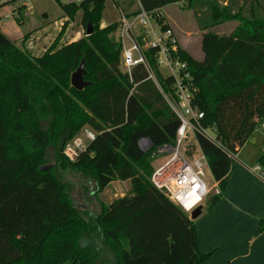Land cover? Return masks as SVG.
<instances>
[{"label":"trees","instance_id":"16d2710c","mask_svg":"<svg viewBox=\"0 0 264 264\" xmlns=\"http://www.w3.org/2000/svg\"><path fill=\"white\" fill-rule=\"evenodd\" d=\"M105 2L63 6L67 21L80 11L93 32L38 56L0 27V264H203L212 257L199 250L195 220L150 180L153 154L175 144L180 120L142 64L131 74L121 67L120 23L101 26ZM139 2L148 11L187 2L203 31L239 23L229 34L204 32L199 60L178 50L198 88L192 104L214 128L213 139L191 140L218 185L203 205L210 210L224 197L239 149L264 125V0ZM24 13L22 6L18 24ZM156 53L147 50L149 62L173 95ZM82 61L88 85L79 90L71 76ZM86 127L95 138L71 162L64 146ZM258 165L264 171V153ZM65 169L79 171L98 193L114 181H130L131 189L111 203L99 200L94 215L72 201L58 175Z\"/></svg>","mask_w":264,"mask_h":264},{"label":"built area","instance_id":"2783aa9c","mask_svg":"<svg viewBox=\"0 0 264 264\" xmlns=\"http://www.w3.org/2000/svg\"><path fill=\"white\" fill-rule=\"evenodd\" d=\"M29 0H0V9L11 7L12 11L6 17H19V8H29ZM60 5L80 4L85 0H56ZM119 39L122 46L121 67L128 74L142 64L154 80L168 102L172 111L180 120L174 145L159 147L153 154H168L163 164L157 166L151 182L186 213H190L200 206L211 191L205 182L204 162L206 157L198 145L191 140L200 134L208 139L214 138V128L205 127L202 123L204 113L192 104L198 88L191 80L187 70V63L179 57V41L172 28L164 18L162 9L148 11L141 4L139 10L132 15L122 14L119 21ZM167 26V28H164ZM169 26V27H168ZM155 49L156 65L163 77L174 80L173 95L166 94L160 86L156 73L152 68L147 50ZM264 127V125H262ZM84 138L76 136L68 141L63 149V155L71 162L76 161L79 153L86 147L87 142L95 138V132L90 128L82 130ZM144 151L152 147L150 140L141 141ZM190 152V153H189ZM262 176V169L258 165L254 169ZM218 192V189L216 193Z\"/></svg>","mask_w":264,"mask_h":264},{"label":"rangeland","instance_id":"374dc122","mask_svg":"<svg viewBox=\"0 0 264 264\" xmlns=\"http://www.w3.org/2000/svg\"><path fill=\"white\" fill-rule=\"evenodd\" d=\"M28 3L29 8L27 11L25 10V17L21 24L17 23L15 17L4 16L11 13V7L0 9V27L5 35L14 40L21 49L29 54L38 56L43 54L53 44L61 46L86 36L87 28L82 23V14L80 11L74 20L67 21L68 17L64 13L63 5H60L56 0H29ZM62 3L64 4L63 0ZM139 5V0H106L101 17V26L119 22L122 14H134L139 10ZM167 11L173 15L175 24L177 25L175 26L173 23L181 44L180 47L197 60L203 57L201 39L204 32L211 30L217 34H229L239 24L237 21L229 20L210 30L203 31L198 25L194 10L190 9L187 2L170 4L167 6ZM45 15L47 17H44ZM262 123L264 124V118L262 119ZM78 136L84 138L83 132L81 131ZM84 141L88 143L86 139ZM263 152L264 127L259 125L251 138L242 146L238 157H246L257 161ZM153 157V167L155 169L167 160L168 154L164 153ZM203 162L204 179L208 188L211 189L214 184V179L208 163L206 161ZM62 173L63 175L59 173L58 175L67 183L72 201L81 208L91 209L94 215L97 214L99 200H102L106 204L111 203L113 200L129 193L131 188L129 181H124V183L115 181L116 183L113 186L109 185L102 192L98 193L96 185L90 180L89 183L86 182V179H84L79 171L69 172L65 169ZM210 193H212V190L208 195ZM207 197L201 204L202 206Z\"/></svg>","mask_w":264,"mask_h":264},{"label":"crops","instance_id":"0c3cea01","mask_svg":"<svg viewBox=\"0 0 264 264\" xmlns=\"http://www.w3.org/2000/svg\"><path fill=\"white\" fill-rule=\"evenodd\" d=\"M162 11L166 22L176 32L174 25H177L167 6ZM175 34L178 38L177 32ZM240 150L224 197L212 209L203 208L195 219L199 250L212 254L203 264H264V233L259 229V221L264 220V171L262 176L254 171L258 159L238 157ZM217 189L214 181L211 190L216 192Z\"/></svg>","mask_w":264,"mask_h":264},{"label":"water","instance_id":"95a60500","mask_svg":"<svg viewBox=\"0 0 264 264\" xmlns=\"http://www.w3.org/2000/svg\"><path fill=\"white\" fill-rule=\"evenodd\" d=\"M44 17H47L46 15ZM93 32L92 24L89 22L86 30V36H89ZM84 61L80 64L77 70L71 76V85L76 89H83L88 85V82L84 80ZM203 211V206H198L195 210L190 213V217L192 220L197 219Z\"/></svg>","mask_w":264,"mask_h":264}]
</instances>
